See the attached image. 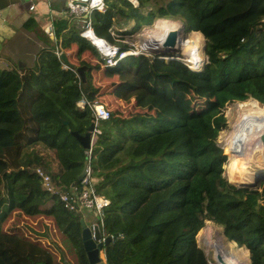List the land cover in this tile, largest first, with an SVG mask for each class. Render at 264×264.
Listing matches in <instances>:
<instances>
[{"label":"trees","instance_id":"trees-1","mask_svg":"<svg viewBox=\"0 0 264 264\" xmlns=\"http://www.w3.org/2000/svg\"><path fill=\"white\" fill-rule=\"evenodd\" d=\"M134 1L104 0V11L90 16L93 34L115 45L112 33L122 38L157 19L179 21L185 32H198L189 36L202 35L207 63L193 71L180 61L139 54L107 66L81 36L86 19L69 16L44 35L34 70L0 68V264L66 262L14 224L7 230L12 215L50 220L72 263L88 264L82 216L59 197L80 185L86 155L71 132L83 135L94 120L80 104L104 94L94 71L116 81L106 86L116 96L140 90L154 104L153 113L127 119L110 113L99 124L91 167L97 192L110 201L103 213V232L111 237L105 264H207L195 241L205 220L244 247L249 264H264V189L229 184L217 144L228 126L227 104L253 99L264 107V0ZM130 23V31H121ZM54 50L75 68L86 67V85ZM145 76L153 84L142 83ZM37 169L50 177L52 191Z\"/></svg>","mask_w":264,"mask_h":264},{"label":"rangeland","instance_id":"rangeland-1","mask_svg":"<svg viewBox=\"0 0 264 264\" xmlns=\"http://www.w3.org/2000/svg\"><path fill=\"white\" fill-rule=\"evenodd\" d=\"M133 4L136 5V3H133ZM65 13H66L65 18L69 17L67 11H65ZM158 20L160 19H157V21ZM165 20H169L174 23H177L178 31H179L178 37H181V36L183 37L186 34V32L184 31L183 25L179 21H174L170 19H165ZM157 21L154 20L151 26L149 27L145 26L142 30H140L137 33L133 32L132 34L130 33L127 35H122L123 36L122 38H120L121 35L118 36L112 33V36L115 37L116 44L115 45H107L106 43L105 44L109 47V49L113 48L117 50L118 45H125L127 46L128 51H135L137 55L143 54L146 56H154L153 54H151V52L141 51V49L139 48V43L141 42L140 38L143 37V35L140 34L141 31H144L145 28H147V30L152 28ZM132 26H133L132 23H130L125 28L121 29V31H130ZM194 33H198V32H191L187 35L185 40H182L180 49H179L180 55L181 57H183L182 58L183 61H185L184 55L189 54L197 58L199 57L203 58V63H205L206 57L203 52V46L205 45V40L200 33L197 39L189 36ZM41 34L38 33L39 39L46 38L44 37L45 34L43 35ZM193 40H196V42H194ZM90 43L92 44V42ZM21 48L30 52V57H32V52H35V48L33 47L32 43H30L28 47L26 45H23ZM95 49L106 60L108 55L102 54V52H100V50L96 47ZM178 59L181 60L180 58ZM36 60L37 58L34 60V62ZM188 65L191 69L196 70V71L201 70L202 69L201 67H203V65L201 67H197L193 65L192 63H189ZM32 69H35V68H32ZM142 71H143V74L147 75V72L145 71L144 66L142 68ZM103 78L104 77L101 72H95V71L92 72L93 81L99 84L100 88L103 89L102 91H104V94L96 98L95 103L97 105H102L110 113H112L113 116L119 117L122 119H127L130 117L136 116V115H144V114L153 113V110L151 112H149L148 110V108L150 106H153L154 104L150 101V98L147 97L146 92L144 91L141 92L139 90V91H134L129 94H122V95L116 96L114 93H112V89L110 87H109L110 89L106 87L113 83H116V81L114 80V82H112L113 81L112 79L105 80ZM22 79L24 80V77H22ZM145 82H147L148 84H153L151 79H147L146 76L142 80V83H145ZM250 100L252 99H249L245 102H248ZM239 104L240 103H231L225 106L223 111H224V116L227 120L228 126L226 130L220 132L218 139H217V144L222 149V152H223L222 155L225 157V162L223 165V169H224L223 176L225 177L226 180L227 178H229L232 184L242 186L248 183V181H244L245 176L240 174L239 169L236 168V164L234 160L230 159V155L229 153H227L226 147H225V142H226V139L229 133L232 131V126L238 120L240 116L239 114L242 113L241 112L242 109L240 108ZM91 163H92V167H94V162L91 161ZM227 164L229 165V170L226 173L225 168ZM249 170L254 171V165H251L249 167ZM0 174H1V171H0ZM249 182H252V181H249ZM254 189L256 191H261L262 189H264V179L260 181ZM39 219H40L39 217L35 219H28V220L18 219V217H15L14 215H12L6 225V228L8 227L7 230H9V228L11 227L10 225L14 224V227L15 226L16 228L19 227L20 228L19 232L25 233L26 237L31 238L33 241H39L44 246L50 247L52 251H54V253L56 254V259H58L59 262H63V259H64L66 262L72 264L73 257L69 254L68 249L65 248V246L63 245L62 236L57 231L53 223L48 219H40V220ZM15 232L18 233L17 230ZM195 241H196L197 249L202 251L203 255L209 261L213 260L214 252L215 250H218L224 257L229 256L230 253H233L235 261L239 262V259H240L243 264H249V261H248L249 253L248 254L246 253L245 248L244 247L239 248L238 246H235L236 243L232 241H228L224 236V229L222 228V226L215 224L213 221L205 220L204 227L197 233L195 237ZM59 244H61L62 248L59 246Z\"/></svg>","mask_w":264,"mask_h":264},{"label":"bare ground","instance_id":"bare-ground-1","mask_svg":"<svg viewBox=\"0 0 264 264\" xmlns=\"http://www.w3.org/2000/svg\"><path fill=\"white\" fill-rule=\"evenodd\" d=\"M130 1L136 3L134 0ZM174 30H178L177 23L165 19L158 20L152 28L148 30L145 28L144 31H141L140 34H142L143 37L140 38L141 42L139 43V48L142 51L158 48L156 43L154 44L155 40H161L165 33ZM84 36L87 39H90L92 43L99 48L102 54H112L104 40L97 38L91 30H86ZM193 41L196 42V40ZM181 42L182 39L179 37V49ZM130 55H137V53L135 51L123 52V57ZM199 58L189 54L184 55L186 62L201 67L203 65V58ZM239 106L242 109V113L239 114L240 116L238 120L233 124L232 131L226 139L225 147L227 153L230 155V159L234 160L236 168L239 169L240 174L245 176L244 181H248V183L245 184L247 185L253 183L255 180V171L249 170L251 165L258 167L256 175L264 173V165L261 163L262 157L264 156V143L261 141V137L264 135V107L260 106L255 100L240 103ZM97 109H100V107H97ZM224 260L227 264H243L241 261H235L233 253H230L229 256H225Z\"/></svg>","mask_w":264,"mask_h":264},{"label":"crops","instance_id":"crops-1","mask_svg":"<svg viewBox=\"0 0 264 264\" xmlns=\"http://www.w3.org/2000/svg\"><path fill=\"white\" fill-rule=\"evenodd\" d=\"M4 1L0 0V34L8 36V38H5L1 43L0 68L9 70L17 69L19 72L24 73L36 67V61L34 62V60L37 58L39 52L41 53L45 49L43 39H39L38 33L52 34V23L58 19H65V5L64 3L61 5L59 1L28 0L26 2V0L22 8L15 9L11 12L5 7ZM15 1L13 0V2ZM30 6H33L32 10L29 9ZM10 15H13V17H10ZM8 17L10 21L12 20L14 22L11 24V27L5 28L6 24L3 21ZM1 20H3L2 24ZM30 43L35 48V52H32V57H30V52L21 48L23 45L28 47ZM19 62L20 67L18 66ZM80 214L84 224L90 227L95 219L93 213L83 211ZM59 246L62 248L61 244ZM245 251L248 254L246 249ZM95 264H105L103 250L99 251V261Z\"/></svg>","mask_w":264,"mask_h":264},{"label":"built area","instance_id":"built-area-1","mask_svg":"<svg viewBox=\"0 0 264 264\" xmlns=\"http://www.w3.org/2000/svg\"><path fill=\"white\" fill-rule=\"evenodd\" d=\"M47 2L60 1V0H46ZM64 5L69 16L82 17L86 19V30H91L90 16L94 11H104V0H64ZM30 10L33 6L29 7ZM85 23V22H84ZM84 35V34H82ZM105 42V41H104ZM106 43V42H105ZM107 44V43H106ZM109 45V44H107ZM99 49V48H98ZM111 55H108L105 62L107 66H115L116 63L124 58L123 53L118 50L110 48ZM59 59L60 52L54 51ZM88 106L93 114V130L90 133V147L85 150L86 155V168L85 174L80 181L79 187H73L68 194L60 195V201L64 207L70 211L82 213L83 211H90L94 215L93 224L90 225L93 237V230L97 228L100 234V240L103 242L106 236L103 232V213L104 210L110 205V201L96 190L97 181L93 178V170L91 168L92 147L100 135L99 124L109 118L110 112L102 105L89 104L87 102L81 103L80 108L84 109ZM100 107V109H97ZM37 175L40 177L42 184L47 190L52 191L53 186L51 179L40 169L36 170ZM207 264H215L214 261H209Z\"/></svg>","mask_w":264,"mask_h":264},{"label":"water","instance_id":"water-1","mask_svg":"<svg viewBox=\"0 0 264 264\" xmlns=\"http://www.w3.org/2000/svg\"><path fill=\"white\" fill-rule=\"evenodd\" d=\"M25 1L26 0H16L15 2H13V0H5L4 4H5V7L8 8L9 11L13 12L15 9L17 10L18 8H22V6L25 4ZM26 2H28V0ZM59 2L62 5V3H64V0H60ZM10 17H13V15H10ZM2 21L3 20H1V24H2ZM13 22L14 21H12V20L10 21L9 17L3 21V23L6 24L5 28H9V26L11 27V24ZM189 33H191V32H186V34L183 37L181 36L180 38L182 40H185ZM178 36H179L178 30L169 31L163 35L161 40H159V41L155 40L154 44L156 43L158 48H152V49L147 50L146 52H151V54L154 55L153 57L163 59L166 62L180 61V62L188 65L189 63L183 61V59H182L183 57H181V55H180V52H179L180 50L178 48V42H179ZM5 38H8V36H3V34H0V51L2 49L1 43L3 42V40ZM203 52L205 55V45L203 46ZM205 57H206V55H205ZM59 58H60L61 63L64 66H66L68 69H75V73H76L77 77L79 78L80 83L83 85H86V77H85L86 67L80 66V67L75 68L74 65L68 61V59L66 58L64 53H61ZM178 58H180L181 60H179ZM206 63H207V57L205 59V63H203V66ZM18 66L20 67V62L18 63ZM191 70H193V69H191ZM193 71H196V70H193ZM261 105H263V104H261ZM66 124H67L66 121H64L63 125H66ZM92 130H93V124H90L87 131L83 135H79L78 133H75V132L74 133L71 132V135L78 141V143L83 147L84 150H87L90 147V145H89L90 133L92 132ZM261 141L264 143V135H262ZM261 163L264 165V156L262 157ZM85 168H86V161H84L82 170L77 177L78 182H80L82 180V178L84 177ZM254 171L257 174L258 167L254 166ZM256 174H255V180L251 184L238 186V185H234L232 183H229L228 181L227 182L229 184L235 186L236 188H239V189L246 188V189L255 190L254 188L256 187V185L264 179V173H261L259 175H256ZM81 226L83 228L81 237H82L83 247H84V250L86 253V258H87L88 264H95L99 261V251L104 249L110 243L111 237H106L103 242H98L100 240V234H99V231L97 228H94L93 237H92L91 228L87 227L84 224L83 220H81ZM213 261L215 264H227L226 261L224 260V256H222V254L218 250H215V252H214ZM64 264H68V263L65 262Z\"/></svg>","mask_w":264,"mask_h":264},{"label":"clouds","instance_id":"clouds-1","mask_svg":"<svg viewBox=\"0 0 264 264\" xmlns=\"http://www.w3.org/2000/svg\"><path fill=\"white\" fill-rule=\"evenodd\" d=\"M85 31H86V29L82 32V34L85 33ZM91 31H92V29H91ZM92 33H93V32H92ZM82 34H81V36L84 37V38H86V37H85L84 35H82ZM86 39H87V38H86ZM88 40H89L90 42H92L90 39H88ZM92 45L95 46L93 43H92ZM95 47L97 48V46H95ZM54 51H55V50H54ZM126 52H127V51H126ZM60 54H61V53H60ZM130 56H132V57H137V56H135V55H130ZM130 56H127V57H130ZM127 57H124V58L126 59ZM124 58H122V59H120V60H123ZM59 60H60V58H59ZM120 60H119V61H120ZM63 66H64V65H63ZM64 67L67 68L66 66H64ZM252 100H253V99H252ZM256 102H257V101H256ZM258 103H259V102H258ZM102 250H103V249H102Z\"/></svg>","mask_w":264,"mask_h":264}]
</instances>
